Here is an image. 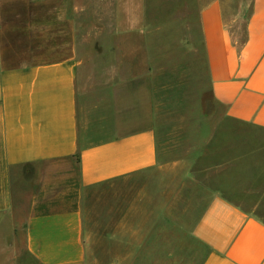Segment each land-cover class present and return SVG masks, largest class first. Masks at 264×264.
Segmentation results:
<instances>
[{"label":"crops","instance_id":"obj_1","mask_svg":"<svg viewBox=\"0 0 264 264\" xmlns=\"http://www.w3.org/2000/svg\"><path fill=\"white\" fill-rule=\"evenodd\" d=\"M23 3L0 0V264H90L85 190L127 180L97 264H264V0H237L242 38L225 20L229 0L200 7L222 128H199L183 150L156 132L168 46L128 44L97 76L72 18L26 17Z\"/></svg>","mask_w":264,"mask_h":264},{"label":"rangeland","instance_id":"obj_2","mask_svg":"<svg viewBox=\"0 0 264 264\" xmlns=\"http://www.w3.org/2000/svg\"><path fill=\"white\" fill-rule=\"evenodd\" d=\"M208 1L24 0L23 6L26 17L59 14L72 18L82 67L97 76L101 75L99 65L112 67L124 61L128 44L140 45L146 39L149 44L141 49L143 52H161L168 46L169 60L157 64L159 74L163 75L154 77L156 132L163 141L183 150L196 144L191 137L199 128L201 131L213 130L215 126L219 131L222 128L223 109L209 95L198 26L199 9ZM229 2L231 5L225 6V20L233 35L242 38L244 18L232 22L237 14V0ZM139 29L143 32L135 36L134 32ZM165 69L169 72L165 73ZM249 131L254 132L251 128ZM130 185L128 180L117 181L85 190L83 221L90 264H97L99 256L103 259L104 252L99 246L105 243L114 216L121 212L124 198L130 194ZM15 243L22 253L21 234Z\"/></svg>","mask_w":264,"mask_h":264}]
</instances>
